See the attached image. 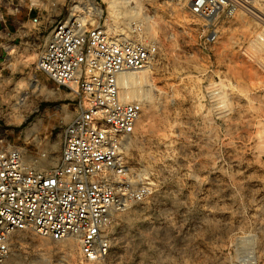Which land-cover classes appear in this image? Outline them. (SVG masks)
I'll return each instance as SVG.
<instances>
[{
    "label": "rangeland",
    "instance_id": "rangeland-1",
    "mask_svg": "<svg viewBox=\"0 0 264 264\" xmlns=\"http://www.w3.org/2000/svg\"><path fill=\"white\" fill-rule=\"evenodd\" d=\"M97 1L120 33L130 35V26L141 25L158 50L150 68L152 88L126 143L130 164L146 170L156 190L144 204L117 216L106 258L87 262L72 240L58 243L26 234L16 239L5 264H264V42L259 34L264 2L242 0L233 18L212 22L191 16V0H117L123 8L117 21L108 11L109 0ZM25 68L29 78L35 75L51 89L34 61ZM218 80L229 94L217 103L204 88ZM42 92L36 90L26 102L29 118L13 119V127L4 123L10 121L1 103L0 129L31 149L35 134L30 136L27 127L41 122L36 145L57 157L76 102L69 99L70 90L50 91L57 110L46 114ZM37 106L40 111L32 113Z\"/></svg>",
    "mask_w": 264,
    "mask_h": 264
},
{
    "label": "built area",
    "instance_id": "built-area-1",
    "mask_svg": "<svg viewBox=\"0 0 264 264\" xmlns=\"http://www.w3.org/2000/svg\"><path fill=\"white\" fill-rule=\"evenodd\" d=\"M241 1L191 0L190 14L212 22L231 19ZM108 17L97 0H0V98L19 96L14 102L0 99L10 121L6 126H15L16 118L26 121V102L40 92L27 76L30 61L54 85L48 88L53 93L71 91L77 112L61 133L56 162L36 145L37 130L28 132L35 134L36 147L28 149L0 129V264L26 234L58 243L72 240L87 262L106 258L117 216L144 204L156 190L151 175L132 166L126 155L146 97H124L120 78L146 72L141 89L151 90L150 68L158 50L143 38L141 25L123 35ZM259 34L264 42V27ZM23 80L27 86L19 85ZM44 93L43 111L50 114L57 107L49 100L52 93ZM228 94L220 80L204 88L217 103ZM39 111L37 106L32 113Z\"/></svg>",
    "mask_w": 264,
    "mask_h": 264
},
{
    "label": "bare ground",
    "instance_id": "bare-ground-1",
    "mask_svg": "<svg viewBox=\"0 0 264 264\" xmlns=\"http://www.w3.org/2000/svg\"><path fill=\"white\" fill-rule=\"evenodd\" d=\"M119 1V0H118ZM182 3H187L189 0H180ZM247 3H252L249 0H246ZM254 1V0H253ZM256 2V0H255ZM254 2V4H255ZM262 2H264V0H262ZM260 2V3H262ZM258 3V0H257ZM258 3V4H260ZM121 4V3H120ZM107 5H108V11L111 14L112 18L114 20L117 21V18L119 17L120 14H122L120 12V5L118 4L117 0H109L107 1ZM130 5V4H129ZM255 6V5H254ZM262 7L263 4L261 5H256V7ZM120 7V8H119ZM127 8V7H126ZM264 8V6H263ZM123 9V8H122ZM123 11V10H122ZM126 15V14H125ZM262 19V18H261ZM261 21V20H260ZM262 22V21H261ZM262 24V23H261ZM260 24V25H261ZM264 25V24H263ZM121 34L125 35L127 32L123 30H121ZM143 38H145L146 41H149V34H143ZM32 80L31 82V86L35 89L38 90H43V92H50L51 90H49L45 85H41L39 83V80L37 79V77L35 75H33L31 78ZM222 80V79H221ZM147 81V77H146V72H143L142 75H139V73H128L125 75H122L120 78V83H121V87L123 89V91L125 92V94L127 95L128 98H132V99H138L139 97H141L140 95L143 94L144 96H146V93L144 92V90L141 89V86L143 84H145ZM160 91V90H159ZM52 93V92H50ZM52 95V94H51ZM55 96V95H54ZM147 98V97H146ZM38 122L32 123L30 125V131L31 132H35L36 130H38V126L39 124H37ZM41 125V124H40ZM58 159V157H54L51 162H56Z\"/></svg>",
    "mask_w": 264,
    "mask_h": 264
},
{
    "label": "crops",
    "instance_id": "crops-1",
    "mask_svg": "<svg viewBox=\"0 0 264 264\" xmlns=\"http://www.w3.org/2000/svg\"><path fill=\"white\" fill-rule=\"evenodd\" d=\"M48 86H49V85H48ZM53 86H54V85L52 84V86H49V87L52 88ZM28 130H29L28 132H31V131H30V126L28 127ZM30 147H31V149H35V148H36L35 146H30Z\"/></svg>",
    "mask_w": 264,
    "mask_h": 264
}]
</instances>
